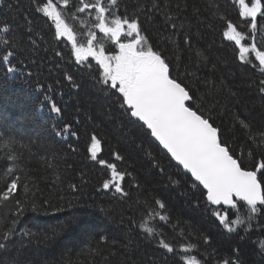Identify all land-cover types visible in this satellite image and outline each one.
I'll list each match as a JSON object with an SVG mask.
<instances>
[{
  "label": "trees",
  "instance_id": "obj_1",
  "mask_svg": "<svg viewBox=\"0 0 264 264\" xmlns=\"http://www.w3.org/2000/svg\"><path fill=\"white\" fill-rule=\"evenodd\" d=\"M0 3V11L5 10L0 33H12L8 48L36 60L20 61L8 48L0 50V61L8 56L0 62V118L8 121L7 134L0 126V264H224L235 259L237 249L249 261L264 264V257H253L264 241L260 214L245 203L235 202V215L209 206L204 192L124 111L122 99L100 81L98 70L71 67L69 48H57L53 30L33 14L30 0ZM66 4L61 14L74 30H85L83 20L94 22L92 10L80 12L81 0ZM105 6L109 19L138 18V35L144 38L138 47H151L174 63L184 60L181 77L196 69L203 70L197 73L201 79L211 73L207 78L215 88H199L202 98L211 92L207 107L201 105L205 118L211 116L213 126L226 130L230 154L235 149L233 158L259 176L264 163V64L258 59L264 53V0L255 29L241 17L237 0H109ZM229 23L247 39L244 57L224 37ZM75 33L83 35L78 29ZM9 67L15 71L6 72ZM69 77L71 84L64 81ZM36 89L46 102L67 93L58 107L61 120L73 126L76 142L46 121L59 120V114L41 107ZM94 138L99 141L95 155ZM108 165L123 179L117 175L113 180ZM13 179L17 189L5 198ZM105 181L109 189L103 188ZM116 183L122 191H116ZM257 208L264 213V207ZM217 211L229 219L228 228L214 215Z\"/></svg>",
  "mask_w": 264,
  "mask_h": 264
},
{
  "label": "snow or ice",
  "instance_id": "obj_2",
  "mask_svg": "<svg viewBox=\"0 0 264 264\" xmlns=\"http://www.w3.org/2000/svg\"><path fill=\"white\" fill-rule=\"evenodd\" d=\"M65 2L67 3V0ZM238 2L241 6L240 15L253 18L251 26L255 29L257 13L261 12V0H254L251 6L245 0H238ZM8 7L11 8L13 5L9 4ZM158 7L159 4L156 5V8ZM179 7L178 4L177 11ZM185 7L188 6L185 5ZM44 11L49 16L55 15V18L59 20V14L55 13L51 0L45 5ZM99 11L103 14L105 9L100 7ZM113 23L114 27H106L101 15L98 27L117 38L123 25H127L128 35L137 34V38L131 42L120 43V51L115 56L100 58L106 80L110 79L113 89L118 88L119 93L122 94L123 104L128 106L124 111L130 112V117L143 121L147 129L151 130V136L155 137L171 153V156L183 165L184 169L190 171L195 181H199L203 189L207 190L208 201L221 207L230 206L228 213L235 215L237 209L234 197H239L240 200L236 203L245 207L243 202L246 201L247 205L251 206V212L260 214L261 219L264 220V213H260V209L257 208L258 201L261 207H264V194L261 192V186L264 185V163L258 166L259 176L256 170H244L241 166L243 161L233 158L235 149H231L230 154V146L224 138L226 130L213 126L215 120L211 116L205 118L204 108L201 107L202 104L207 107L205 100L211 98V92L206 93L202 98L199 88L201 86L208 89L215 88V82L210 83L207 78L211 73H205L204 78L201 79L197 73L203 70L196 69L191 75L186 74L181 77L179 65L184 64V60L174 63L164 53L153 51L151 47H147L146 50L144 46L137 47L142 45L144 39L138 35L141 30L138 18L123 20L117 18ZM56 27L59 29L60 24L57 23ZM171 27L175 30L177 26L172 24ZM5 30H9L7 26ZM60 35L63 33L61 32ZM224 35L240 43V33L231 23L228 24V31ZM246 51L248 49H241L242 53ZM76 55H80V49L76 50ZM105 59L114 61V64L106 63ZM259 59L260 63L264 64V53L259 55ZM7 60L8 56H4L3 61ZM192 67L195 66L192 65ZM14 71L15 68H6L8 73ZM260 91L264 93V86L260 88ZM197 101L200 103L198 104ZM53 111L59 112L60 109L53 107ZM0 126L5 127L7 134L6 117L0 118ZM97 143L99 141H95L94 138L93 155H95ZM99 163L103 165L105 162L101 160ZM108 167L113 169V180L117 175L123 179V174L115 172L114 165H108ZM6 187L7 190L3 194L5 198L17 189L16 180L13 179ZM109 187L110 183L105 181L103 188L109 189ZM115 189L117 192L122 191L119 183L115 184ZM160 207L163 208L165 205L161 204ZM214 215L219 217L224 228H228L230 221L226 215H222L219 211L214 212ZM62 227L67 228L68 225L64 224ZM163 247L169 251L172 250L167 243ZM233 255L235 259H225L224 264H259L255 259L249 261L239 253V249ZM257 255L264 257V241H261L260 248L253 252V257ZM189 264H195V261L190 260Z\"/></svg>",
  "mask_w": 264,
  "mask_h": 264
},
{
  "label": "bare ground",
  "instance_id": "obj_3",
  "mask_svg": "<svg viewBox=\"0 0 264 264\" xmlns=\"http://www.w3.org/2000/svg\"><path fill=\"white\" fill-rule=\"evenodd\" d=\"M31 1V3H32V10H33V14L34 15H36V16H40L39 15V13L41 12V8H43V6H41L40 7V5H43V3L45 2V0L41 3V4H38V2H37V0H30ZM90 2L92 3V5H93V7H94V9L97 11V12H99L100 13V11H99V9H100V7H105V9L107 8V7H109V6H105V4H107L108 2L107 1H102V0H90ZM1 14H3V11H1ZM242 19V18H241ZM43 21V20H42ZM43 23H44V21H43ZM58 34V32H53V35H57ZM12 36V33H8V34H6V35H4V34H2V33H0V50H2V51H5V50H7V48H8V41L10 40L9 38ZM250 38H252L251 36H250ZM10 51H13L14 53L13 54H15L16 56H17V58L20 60V61H25L26 60V62H28V63H32V60H34V61H36L35 60V58L33 57V56H25L24 58H23V55H21L16 49H12V48H8ZM0 55H1V53H0ZM68 65H69V63H67ZM67 65V66H68ZM41 78H43V77H41ZM45 78L43 79V80H41L42 82H45ZM30 91V90H29ZM36 91L39 93V96H38V98H41V96H43L42 95V92L40 93L39 91H38V89H36ZM46 121L47 122H49V124H50V126H52V124L54 125V126H57V128H59L60 127V122H59V120H56V119H53V120H51L50 118H46ZM73 133H75L74 131H73ZM73 133H71V134H73Z\"/></svg>",
  "mask_w": 264,
  "mask_h": 264
},
{
  "label": "water",
  "instance_id": "obj_4",
  "mask_svg": "<svg viewBox=\"0 0 264 264\" xmlns=\"http://www.w3.org/2000/svg\"><path fill=\"white\" fill-rule=\"evenodd\" d=\"M125 106L128 107L126 104H125ZM133 118H134L135 120L139 121L138 118H135V117H133ZM139 122H140V123L145 127V129H146L148 132H150V134H151V130H150V129H147V126L143 124V121H139ZM152 139H153L154 141H156L157 144L160 145L161 149H162V150H163V151H164V152H165V153L171 158V160L173 161V163H174L175 165H178V167H180V168L183 170L184 173H186V174H188V175L191 176L190 171L187 170V169H184V168H183V165H181V164L179 163V161H176L175 158L171 156V153H169V152L167 151V149H165V148L163 147V145L160 144V142H159L155 137H152ZM191 177H192V176H191ZM192 178H193V180L195 181V177H192ZM195 183H197V184L203 189V185H202L199 181H195ZM203 191L206 192V198H207V190H206V189H203ZM234 198L240 200L239 197H234ZM208 202H209V204L212 205V206H219V205H214L211 201H208ZM244 202H246V201H244ZM257 205H260V202H259V201L257 202ZM223 207H228V205H224Z\"/></svg>",
  "mask_w": 264,
  "mask_h": 264
}]
</instances>
